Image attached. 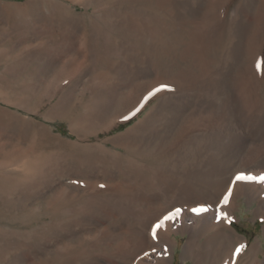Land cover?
Wrapping results in <instances>:
<instances>
[{"label": "rangeland", "instance_id": "rangeland-1", "mask_svg": "<svg viewBox=\"0 0 264 264\" xmlns=\"http://www.w3.org/2000/svg\"><path fill=\"white\" fill-rule=\"evenodd\" d=\"M259 3L0 0V264H106L191 173L264 170ZM259 202L233 227L264 259ZM189 236L170 264H196Z\"/></svg>", "mask_w": 264, "mask_h": 264}, {"label": "bare ground", "instance_id": "bare-ground-1", "mask_svg": "<svg viewBox=\"0 0 264 264\" xmlns=\"http://www.w3.org/2000/svg\"><path fill=\"white\" fill-rule=\"evenodd\" d=\"M260 3L256 6L260 8L259 11L253 9L258 17L256 16L250 23L262 21L264 0H260ZM253 6L254 4L251 7L253 8ZM253 10L251 9V11ZM164 80L160 79L159 82L162 81L163 83ZM150 85L139 88L138 97L142 93H147L152 87ZM164 94L163 90L158 93L159 96ZM150 101V96L144 97L139 111H136L123 121L138 115ZM258 133L256 132V135H259ZM228 169V164L223 167L214 166L211 173L209 172L210 174H208L210 179L205 181L208 184L202 188L200 186L204 183L203 180L201 178L197 179V174L190 172L192 174H189L191 180L189 179L188 183L182 186L180 200L165 209V212L163 211V215H166L160 216L158 214L160 217L158 215L155 217L151 216L152 218H149L146 221L147 223L140 229L142 236H139L140 245L138 250L134 252L129 250L124 254L115 257L111 256V259L102 261L106 264H170L172 259L175 258L176 240L173 234L187 231L190 236L184 254L187 252L192 253L193 251L197 252L195 257L196 264H264V259L260 256L257 244L249 247L248 240L238 235L233 227L238 200L243 195L247 196L250 201L259 199L260 206L257 208V212L259 215L264 216V170L250 169L245 176H253V179L235 181V177L238 174H243L244 170H235V167L232 170ZM229 189L232 190V195L229 202L224 204L223 199ZM198 208H205L206 211H193V209ZM177 209L180 210L178 214ZM221 213H226L227 215H221ZM152 225L154 229H152ZM240 245H244V248L237 254L235 250ZM248 247L249 249L247 250ZM141 252L145 253L140 255ZM135 253L140 256H135Z\"/></svg>", "mask_w": 264, "mask_h": 264}, {"label": "snow or ice", "instance_id": "snow-or-ice-1", "mask_svg": "<svg viewBox=\"0 0 264 264\" xmlns=\"http://www.w3.org/2000/svg\"><path fill=\"white\" fill-rule=\"evenodd\" d=\"M163 87H167V85H164ZM160 89H156V91H159ZM154 94V93H152ZM151 95V94H150ZM137 111H139V109H137ZM125 119H127V117H125ZM246 179H251V177H247L243 174H238L236 177H235V181H241V180H246ZM232 195V190L229 189L227 194L224 196V199H223V203L224 204H227L229 202V199ZM179 209H177V214L179 213ZM193 211H197V212H201V211H206L205 208H198V209H193ZM221 215H227L226 213H221ZM159 227V225H158ZM244 248V245H240L239 248H237L235 251L237 254H239V252Z\"/></svg>", "mask_w": 264, "mask_h": 264}]
</instances>
